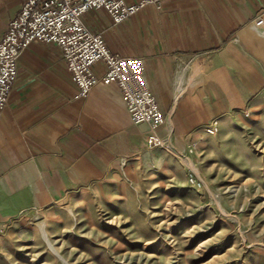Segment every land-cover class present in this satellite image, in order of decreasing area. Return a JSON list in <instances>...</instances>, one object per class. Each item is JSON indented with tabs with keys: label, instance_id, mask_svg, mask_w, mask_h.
<instances>
[{
	"label": "crops",
	"instance_id": "1",
	"mask_svg": "<svg viewBox=\"0 0 264 264\" xmlns=\"http://www.w3.org/2000/svg\"><path fill=\"white\" fill-rule=\"evenodd\" d=\"M23 4L0 0V39ZM82 20L113 53L145 58L167 118L156 128L164 142L187 149L219 116L263 102L264 0H162L119 23L102 8ZM151 133L132 120L118 83L99 81L81 96L62 48L33 41L0 106V222L111 183L123 163L163 172L173 156L149 142Z\"/></svg>",
	"mask_w": 264,
	"mask_h": 264
},
{
	"label": "rangeland",
	"instance_id": "2",
	"mask_svg": "<svg viewBox=\"0 0 264 264\" xmlns=\"http://www.w3.org/2000/svg\"><path fill=\"white\" fill-rule=\"evenodd\" d=\"M165 146L163 172L123 163L111 183L0 222V264H264V99Z\"/></svg>",
	"mask_w": 264,
	"mask_h": 264
},
{
	"label": "built area",
	"instance_id": "3",
	"mask_svg": "<svg viewBox=\"0 0 264 264\" xmlns=\"http://www.w3.org/2000/svg\"><path fill=\"white\" fill-rule=\"evenodd\" d=\"M161 5L162 0H24L0 39V106L9 100L23 52L35 40L53 42L63 50L79 95H88L99 81L118 83L132 120L148 123L152 128L149 142L166 147L156 128L167 118L150 88L145 58L113 53L102 34L82 20V14L92 8L105 9L119 23L148 6L160 9ZM98 61L106 65L103 73L94 70Z\"/></svg>",
	"mask_w": 264,
	"mask_h": 264
}]
</instances>
